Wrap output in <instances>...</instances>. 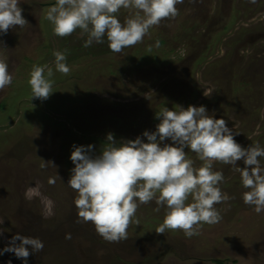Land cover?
<instances>
[{"label":"rangeland","instance_id":"rangeland-1","mask_svg":"<svg viewBox=\"0 0 264 264\" xmlns=\"http://www.w3.org/2000/svg\"><path fill=\"white\" fill-rule=\"evenodd\" d=\"M54 3L20 0L28 25L0 34V59L13 77L0 90V250L19 234L44 243L27 264H264V211L243 203L246 189L231 165H213L224 176L222 193L232 198L215 205L222 219L191 238L181 231L157 234L165 209L154 211L152 201L138 207L126 240L107 242L90 222H77V193L67 184L74 145H93L98 155L109 133L118 143L147 142L142 133L155 131L164 107L204 106L214 119H225L241 147L264 148V0H184L174 19L121 53L107 42L84 47L79 30L55 36L45 19ZM132 15L121 9L117 18L124 23ZM65 50L66 76L55 71L53 55ZM34 65L53 68L47 100L31 98ZM185 152L194 167L202 166ZM44 162L51 163L42 168ZM37 184L54 203L47 218L40 198L25 197ZM0 264L25 262L3 253Z\"/></svg>","mask_w":264,"mask_h":264},{"label":"clouds","instance_id":"clouds-1","mask_svg":"<svg viewBox=\"0 0 264 264\" xmlns=\"http://www.w3.org/2000/svg\"><path fill=\"white\" fill-rule=\"evenodd\" d=\"M183 2L55 0L45 19L51 23L57 37H67L79 30L81 36L87 37L84 47L107 42L111 52L121 53L141 43L149 30L162 20L174 19L179 14L176 6ZM19 5L20 0H0V34H7L15 26L28 25ZM121 9L133 10V15L124 23L117 18ZM155 46L159 47L160 42ZM66 53L67 50L53 53L55 71L65 76L70 73ZM53 75V68L48 65L33 66L28 80L31 98L47 100L50 97ZM12 79L8 64L0 59V90L10 85ZM156 119L160 122L155 131L142 133L147 142L137 137L118 143L109 133L98 155L92 154L93 145L73 146L69 158L74 167L67 184L77 193L74 199L77 222H90L105 241L119 242L127 239V230L138 207L155 201L154 211L165 209L156 233L181 231L191 238L199 234L204 224L218 223L222 217L215 205L232 199L219 187L224 176L220 171H213L217 162L231 165L239 173L242 187L246 189L242 194L243 203L252 206L257 214L264 211V166L261 164L264 148L259 143L241 147L225 119H214L204 106H188L186 110L179 106L175 110L164 107L156 113ZM166 140L171 143H163ZM185 149L195 153L202 166L194 167ZM238 161H243V168L237 167ZM48 163L51 162H44L41 167ZM48 182L54 184L55 179ZM40 187L39 184L28 187L25 197L28 200L40 198L47 218L53 214L54 203L42 195ZM135 222L139 224V220ZM8 243L9 246L0 250V255L13 253L25 264L31 254L44 248L38 237L19 234Z\"/></svg>","mask_w":264,"mask_h":264},{"label":"trees","instance_id":"trees-1","mask_svg":"<svg viewBox=\"0 0 264 264\" xmlns=\"http://www.w3.org/2000/svg\"><path fill=\"white\" fill-rule=\"evenodd\" d=\"M2 104H3V103H2ZM2 104H1V105H2ZM1 105H0V108L2 109V106H1Z\"/></svg>","mask_w":264,"mask_h":264}]
</instances>
